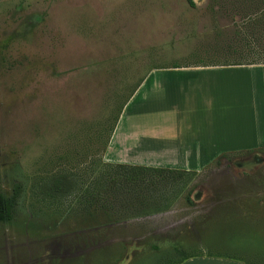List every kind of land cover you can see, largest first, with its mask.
<instances>
[{
  "label": "rangeland",
  "instance_id": "obj_1",
  "mask_svg": "<svg viewBox=\"0 0 264 264\" xmlns=\"http://www.w3.org/2000/svg\"><path fill=\"white\" fill-rule=\"evenodd\" d=\"M263 12L264 0H0V192H20L0 224V264H175L176 250L264 264V142L188 170L159 214L93 223L77 193L86 169L113 161L104 147L149 72L263 62ZM249 13L250 49L235 34ZM225 71L212 82L225 95L189 101L191 123L208 119L217 142L248 125L244 78ZM134 124L120 163L150 155Z\"/></svg>",
  "mask_w": 264,
  "mask_h": 264
},
{
  "label": "crops",
  "instance_id": "obj_2",
  "mask_svg": "<svg viewBox=\"0 0 264 264\" xmlns=\"http://www.w3.org/2000/svg\"><path fill=\"white\" fill-rule=\"evenodd\" d=\"M223 70L234 72L232 73L234 78L236 77L234 74L244 78L247 86L245 96L249 101L242 113L248 125L242 127L235 133L236 135L223 137L221 142H217L214 131L209 129L211 122L208 119L206 122L200 120L199 123H191L190 118L196 107L193 108L189 101L198 97L200 93L209 97L225 95L224 90L218 94L213 91L212 84L215 77L213 75ZM260 95L261 102L258 101ZM192 104L194 105V102ZM124 114L127 119L124 121L122 117L119 120L105 151L106 160L108 158L113 161L105 163L185 171L191 168L197 169L202 163L219 154L254 149L264 142V66L252 69L199 67L151 71L128 101ZM140 117H142L141 129H135L142 130V141L136 150L141 148L144 155L155 156L157 162L149 155L147 159L140 160V163H128L126 162L128 152L126 156L121 155L123 149L129 150L128 138L135 132L131 128L136 125L134 123ZM262 118L263 120L260 121ZM123 157L126 161L121 162L125 163L117 161ZM254 261L262 264L257 258H254ZM180 264L252 263L243 259L209 255L189 258Z\"/></svg>",
  "mask_w": 264,
  "mask_h": 264
},
{
  "label": "trees",
  "instance_id": "obj_3",
  "mask_svg": "<svg viewBox=\"0 0 264 264\" xmlns=\"http://www.w3.org/2000/svg\"><path fill=\"white\" fill-rule=\"evenodd\" d=\"M190 4L192 5V3ZM259 16H261L260 18L263 22L264 12ZM258 19L256 14H247L244 22L245 33H242L240 29L235 33L236 38L241 40L240 42L244 43L248 49L251 48L250 39L254 36L252 32L253 26L256 27L259 23ZM247 65H264V61L247 64L198 65L195 67L219 66L228 68ZM172 68L176 69L179 67L173 66ZM139 86H136L125 104L128 103ZM108 142L104 147L103 153ZM95 162H97L95 167H100V169L95 173L93 170L89 171V169H86L84 180L80 184L77 193H79V203L85 210L88 220L91 218V221L95 223L93 218H95L97 213H101L106 218L107 225H118L128 219L168 211L183 194V190L177 188V186L182 183L183 177L189 173L184 170L109 164L103 162L102 159ZM71 177L64 178V182H68L70 185L73 184L74 180ZM57 189H59L58 183L54 185V190ZM19 194V189L18 191L14 190L11 195L0 192V224H7L11 221ZM185 202L191 203L189 196L185 197ZM176 251L183 258L175 264H180L184 260L199 256H185L182 251Z\"/></svg>",
  "mask_w": 264,
  "mask_h": 264
}]
</instances>
